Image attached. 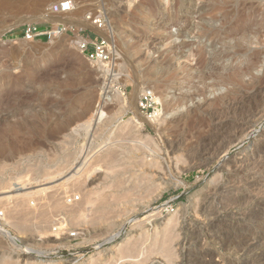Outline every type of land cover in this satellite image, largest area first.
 <instances>
[{
  "label": "rangeland",
  "instance_id": "374dc122",
  "mask_svg": "<svg viewBox=\"0 0 264 264\" xmlns=\"http://www.w3.org/2000/svg\"><path fill=\"white\" fill-rule=\"evenodd\" d=\"M58 1L0 0V192L17 181L49 187L23 196L22 228L0 216L19 240L0 233V264H264V94L240 98L264 73V33L234 57L220 42L233 45L234 31L220 23L236 12L212 0H70L65 17L112 30L116 59L98 66L76 33L56 32ZM242 1L264 27V0ZM153 87L165 119L138 109L141 89ZM235 97L240 107H227ZM96 108L103 121L88 130Z\"/></svg>",
  "mask_w": 264,
  "mask_h": 264
},
{
  "label": "bare ground",
  "instance_id": "6f19581e",
  "mask_svg": "<svg viewBox=\"0 0 264 264\" xmlns=\"http://www.w3.org/2000/svg\"><path fill=\"white\" fill-rule=\"evenodd\" d=\"M61 1H64V0H59L58 2H56V4H58L59 2H61ZM72 2V1H71ZM72 4H73V8L75 7V5H74V3L72 2ZM212 4L215 6V8H218V9H227L228 7L230 8V11L232 10V11H234V12H236L235 14H233L232 15V18H229V20L228 21H224L223 23H220V27L222 28V29H227V28H229V27H231V29H233V34L232 35H230L229 36V38H231V40H234V43H233V45H231L230 43H231V41H230V39L229 40H227V38L228 37H225L224 38V36H223V38H220V42L221 43H223L224 44V46L225 45H228V50L230 51V53H226L227 55H233L234 57L235 56H237V55H240V54H246V52H247V46H249L250 44H253V43H255V42H259V43H261L260 42V37H262V35H261V33L263 32L264 33V27H259V25H258V19L256 18V16H253V14H251L250 13V10L252 9V6H253V3L252 2H246V1H242V0H230V1H226V0H223V1H219V0H212ZM71 9V10H69V11H58V12H55L54 11V13H53V15H52V18H54V20L56 21V22H59V23H61L62 24V26L65 28V27H67V26H70L71 24H73L74 26H76L77 28V30H79L80 28H83L84 26H92L93 25V23H90V22H88V21H86V20H81V21H75V20H71V19H68L67 17H65V16H67L68 14H70V13H72L73 11H74V9ZM244 10H248V11H246V12H244ZM231 11V12H232ZM244 13L247 15L248 14V16L251 18V22L249 23V24H241L239 21H240V19L242 18V16L244 15ZM67 14V15H66ZM224 16H222L221 17V19L220 20H223L224 18H223ZM217 20V19H216ZM218 21H219V19H218ZM215 22V21H214ZM95 28V31H97L102 37H104L105 39H107L111 44H113L114 43V41H113V35H112V30L111 31H109V29L107 28V24H104V26L102 25L101 27H98V26H95L94 27ZM202 28V32H200V37H202V36H204L205 35V33H207V31H208V29H206V27H201ZM230 29V30H231ZM75 42L76 43H78L79 41H80V39L78 38V37H75ZM114 45V44H113ZM115 48V47H114ZM225 49H226V46L224 47ZM260 53H254V54H251V57L249 58L250 60L248 61V64H247V66L245 67V70H250V68H252V67H254L255 65H256V62L259 60V58H260ZM224 56V55H223ZM104 66V65H103ZM243 70V69H242ZM228 72V71H227ZM234 72H235V70H234ZM241 73V70L239 71H237V76L239 75H242V74H240ZM243 72V71H242ZM242 86V85H241ZM107 88H110L107 84H105V89H107ZM236 88V87H235ZM243 89H245V91H242L241 92V95H240V98H242V101H247V100H249V99H251V98H253V97H256V96H261V98H262V95L264 94V73H263V75L261 76V77H257V78H255L254 80H251L250 82H246V83H244L243 84ZM242 89V90H243ZM238 90V89H237ZM146 91H150V92H152L153 93V96H154V100L157 102V104H159L160 105V107H161V112H160V109L158 110L157 109V111L155 112V116L156 117H160V118H162V117H164V114H165V112H164V110L166 109V99H165V95L164 94H162V93H160V92H158V91H154V87H153V89L152 88H150L149 90H147V88H144V89H141V93L143 94V93H145ZM241 91V90H240ZM239 92V91H238ZM250 93H252V94H250ZM231 95V94H230ZM229 99V98H228ZM236 99H238L237 97H235V98H233V99H231V100H228V102H227V107L229 106V107H234V108H236V106H239V105H241L239 102L240 101H238V100H236ZM263 99V98H262ZM240 100V99H239ZM263 102V101H262ZM242 103V102H241ZM244 103V102H243ZM245 104V103H244ZM263 104V103H262ZM232 107V108H233ZM240 107V106H239ZM244 107V106H243ZM260 107V106H259ZM259 107H256V108H254V109H256L257 110V108H259ZM261 108V107H260ZM243 109V108H242ZM254 109H253V111H254ZM233 110V109H232ZM235 110V109H234ZM239 110V109H238ZM135 112H139L138 110H137V108H135ZM263 113V112H262ZM252 114V113H251ZM254 114H252V116H253ZM258 115H259V113H258ZM250 116V115H249ZM249 116H247V117H249ZM257 116V115H256ZM263 116V115H262ZM257 117H259V116H257ZM260 117H261V114H260ZM103 118H104V112L100 109V108H96V110H95V112L93 113V115L91 116V118H90V120L87 122V123H85L84 124V126H85V128L86 129H93L94 130V128H95V126L97 125V124H99L101 121H103ZM142 118V116H140V119ZM241 118V117H240ZM245 118V117H244ZM253 118V117H252ZM163 119H165V117L163 118ZM242 119V118H241ZM253 119H255V116H254V118ZM141 120H144V119H141ZM240 120V119H239ZM250 120V119H249ZM222 121V120H221ZM225 121V120H224ZM242 121V120H241ZM251 121H252V119H251ZM250 121V122H251ZM237 122V121H236ZM247 122H248V120H247ZM249 122V123H250ZM254 122V121H253ZM253 122H251V123H253ZM223 123V122H222ZM225 123V122H224ZM238 124L239 125H237L240 129H242V128H244V126L246 125L247 126V124H246V121L243 119V121L242 122H238ZM249 126V125H248ZM233 128H235L234 126H233ZM238 129V128H237ZM261 130L262 129H260V130H258V129H256V131H254L255 132V134H259V132H261ZM244 131V130H243ZM235 132V131H234ZM242 132V131H241ZM240 132V133H241ZM235 134V133H234ZM257 134V135H258ZM234 136V135H233ZM237 136V135H236ZM264 142V141H263ZM263 144V143H262ZM260 146H261V144H260ZM262 147V146H261ZM2 148L0 147V150H1ZM264 149V148H263ZM259 150V149H258ZM254 152H255V150H253ZM263 151V150H262ZM261 152V151H260ZM107 154V153H106ZM260 154V153H259ZM240 155V154H239ZM251 155H254V153H252ZM105 156V155H104ZM107 156V155H106ZM257 157V156H256ZM239 159V158H238ZM250 159V158H249ZM83 161H84V158L82 159ZM79 161V160H78ZM82 161V162H83ZM81 162V160H80V163L77 165V166H79L80 168L81 167H83V166H85L84 164V162L82 163ZM115 162V161H114ZM241 162V161H240ZM242 163V162H241ZM76 166V168H74V170H76V172H74L73 171V173H75V174H77L79 171H80V168H78ZM241 166H243V165H241ZM117 167H118V165H117ZM84 168V167H83ZM119 168H121L120 166H119ZM82 169V168H81ZM115 170H118V169H115ZM122 170V169H121ZM78 171V172H77ZM48 175V174H47ZM49 176V175H48ZM47 177V176H46ZM69 177V176H68ZM71 178H72V175L70 176ZM69 177V178H70ZM74 177V176H73ZM50 178V177H49ZM48 178V179H49ZM69 178H67V179H69ZM80 179V178H79ZM46 180H47V178H46ZM44 181H45V179H44ZM82 181V180H81ZM84 181V180H83ZM82 181V183H84ZM121 181H123V180H121ZM77 182H78V180H77ZM76 182V183H77ZM120 183V182H119ZM75 184V183H74ZM74 184H73V186H74ZM116 184V183H115ZM117 184H118V181H117ZM116 184V188H118L117 185ZM71 185V184H70ZM77 185H79V184H77ZM80 185H81V182H80ZM13 186V185H12ZM72 186V185H71ZM82 186V188H83V185H81ZM120 186V185H119ZM8 187H11L10 185H8ZM79 187V186H78ZM26 188H28V187H25V184L24 183H22V182H19V181H17V182H15L14 183V186L12 187V188H9V190H6V191H2V192H0V194H2V193H10V192H13V193H11V194H8V195H5V196H0V202L1 201H6L7 203V207H5V209H7L6 211H7V213H8V218L7 217H4V216H2L3 218H5V219H7V221H8V223L10 224V225H13V226H15V227H18V226H21V228H22V226H23V223H22V221L23 220H21V219H23L22 217L23 216H25L26 214L24 213L25 211L24 210H26V208L25 209H22L21 208V210H23L24 212L22 213V215H20V213L18 212V211H20L21 212V210H19V208L21 207L20 205L21 204H24V199H23V196H24V198L26 197H30V195L32 194L33 195V193H35V192H37V191H47L48 190V188L49 187H42V188H39V189H36V190H30V191H23L24 189H26ZM76 188H77V186H76ZM67 190H69V189H67ZM75 190V189H74ZM78 190H79V188H78ZM40 192H37V193H40ZM67 192H69V191H67ZM90 192H93V191H90ZM88 194V193H87ZM89 194H91V193H89ZM89 194L88 195H86L85 197V202L87 201V202H94V200H93V197H90L89 196ZM93 194H94V192H93ZM31 195V196H32ZM22 196V198H20ZM17 197H19L20 199H23V202H22V200H20V203H19V198H17ZM18 199V202H17V205H16V203L13 201V200H16V199ZM84 199V198H83ZM26 200V199H25ZM22 202V203H21ZM20 204V205H19ZM18 205L20 206L19 208H18ZM0 206H1V204H0ZM25 206V205H24ZM25 207H27V206H25ZM27 209H28V207H27ZM30 210V209H29ZM28 211V210H27ZM32 211V210H31ZM35 212V211H34ZM5 214H6V212H4ZM17 213L21 216H18V217H20L19 219L21 220H18V218H17ZM32 213V212H31ZM4 214V215H5ZM28 214H30V211L28 212ZM28 214L26 215V218H28L29 216H28ZM33 214V213H32ZM37 214V213H36ZM5 216H7V214L5 215ZM38 216H39V214H38ZM41 216H43V215H41ZM40 216V217H41ZM36 217V216H35ZM25 218V217H24ZM41 219V218H40ZM172 219V218H171ZM28 220V219H27ZM43 220V219H42ZM24 222V221H23ZM169 223H171V220L169 221ZM169 223H167L166 222V224H169ZM24 224H26V220H25V222H24ZM165 224V225H166ZM169 226H170V224H169ZM25 227V226H24ZM0 233H1V235H3L4 237H6L7 239H9L12 243H14L15 245H16V243H18V238L17 237H15V236H13L12 234H11V232L5 227V225H4V223L3 222H1L0 221ZM113 236L111 235L110 237H109V239L110 238H112ZM21 240V239H20ZM106 240H108V239H106ZM109 241V240H108ZM166 241V240H165ZM165 241H164V243H165ZM11 243V244H12ZM20 244V243H19ZM167 244V243H166ZM250 244V243H249ZM13 245V244H12ZM165 245V244H164ZM163 245V246H164ZM28 250V249H27ZM32 250V249H31ZM28 252H31L30 250H28ZM39 253V252H38ZM42 253V252H41ZM43 254V253H42ZM29 255V254H28ZM30 256V255H29ZM36 256H38V255H36ZM41 256V255H40ZM34 257V256H33ZM14 258V257H13ZM27 258V257H26ZM7 259V260H6ZM10 259V258H9ZM8 258H3V260H5V261H3V262H6V261H8L9 260ZM12 259V258H11ZM17 259V258H16ZM20 259V258H19ZM23 259V258H22ZM23 260H25V259H23ZM11 260H9L7 263L8 264H10L11 262H10ZM12 261H13V259H12ZM15 262V261H14ZM14 262H12V263H14ZM6 263V264H7ZM11 263V264H12ZM26 264H41V261L39 260V261H35V260H29L28 258H27V260H26V262H25ZM2 264H4V263H2ZM15 264V263H14ZM18 264V263H17Z\"/></svg>",
  "mask_w": 264,
  "mask_h": 264
},
{
  "label": "built area",
  "instance_id": "2783aa9c",
  "mask_svg": "<svg viewBox=\"0 0 264 264\" xmlns=\"http://www.w3.org/2000/svg\"><path fill=\"white\" fill-rule=\"evenodd\" d=\"M53 11H69L73 8V4L70 0H64L59 2L58 4L54 3L52 5ZM93 25L101 27L104 25L105 21L103 19H95L92 21ZM57 33L65 32V33H76L75 37H78L80 41L77 43L80 53L84 56V58L94 64L100 65H109L111 66L116 59L117 51L114 48V45L111 44L107 39L102 37L100 34H95L93 32L86 33L84 35V30H73L72 28H64L58 27L56 29ZM54 32V33H56ZM30 33H32L31 29L26 31L27 37H30ZM138 109L141 113L149 114V118L155 116L156 101L154 100L153 93L150 91H146L142 95L139 96L138 101ZM156 109V111H154ZM153 114V115H152ZM69 201H74L73 198H68ZM77 199V198H76ZM0 216H3V212L0 211ZM70 236H74L71 234Z\"/></svg>",
  "mask_w": 264,
  "mask_h": 264
}]
</instances>
